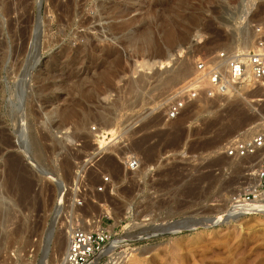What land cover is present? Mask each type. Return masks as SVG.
Instances as JSON below:
<instances>
[{"label": "rangeland", "instance_id": "374dc122", "mask_svg": "<svg viewBox=\"0 0 264 264\" xmlns=\"http://www.w3.org/2000/svg\"><path fill=\"white\" fill-rule=\"evenodd\" d=\"M260 25L264 0H44L41 12L0 0V264H50L54 238L77 226L106 229L110 244L137 237L103 264H264L263 211L219 221L258 183V156L224 146L260 128L262 90L202 95L168 118L197 58L254 42ZM191 218L221 224L146 237Z\"/></svg>", "mask_w": 264, "mask_h": 264}, {"label": "built area", "instance_id": "2783aa9c", "mask_svg": "<svg viewBox=\"0 0 264 264\" xmlns=\"http://www.w3.org/2000/svg\"><path fill=\"white\" fill-rule=\"evenodd\" d=\"M194 71L193 76L179 86L178 92L169 104L170 120L181 115L190 99L202 95L215 99L239 92L242 88L261 89L263 96L260 102L264 103V25L256 28L254 42L249 48L218 51L210 58L206 55L199 56ZM262 118L260 128L255 133L232 138L225 144L224 154L227 157L247 159L264 150V116ZM128 164L129 170H136L140 166V161L137 157L131 156ZM254 166L259 184L249 187L235 198L231 209L255 206L264 202V159H256ZM108 180L109 178L105 179ZM99 189H104V186ZM110 237L111 234L104 228L97 230H87L80 226L73 228L61 264H90L100 255L101 258L95 264H103V252L110 244ZM112 258L114 259V256ZM117 262L119 261L116 260L115 263Z\"/></svg>", "mask_w": 264, "mask_h": 264}, {"label": "bare ground", "instance_id": "6f19581e", "mask_svg": "<svg viewBox=\"0 0 264 264\" xmlns=\"http://www.w3.org/2000/svg\"><path fill=\"white\" fill-rule=\"evenodd\" d=\"M240 12H241V14H240V16H239V19L241 18V19H243V18H245V14H242L243 13V10H239ZM250 26V25H249ZM144 30V29H143ZM248 30V29H247ZM251 35H247L246 37H245V39H244V41L243 42H241V43H239V44H233V46L231 47V50L230 51H234V50H236V49H246V48H249L250 47V45L253 43V39H252V37H250ZM157 40V39H156ZM243 46V47H239V46ZM175 53V52H174ZM171 53L170 55H169V57H167L166 59H163V60H159V61H157V60H154V63H159V64H164V63H170V61L171 60H173V58L174 57H176L175 59H177V54L178 55H181V53H182V48L180 49V50H177V54L175 53ZM153 64V63H152ZM161 71V69H156V73L158 74V75H162V72H160ZM164 71V70H163ZM167 71V70H166ZM185 69L184 70H182V68L180 67V69H179V71L177 70V72H176V77H178L177 78V81L176 82H174V83H178L180 80H182V79H184L185 78ZM194 73H195V71H194ZM154 74V73H153ZM144 79H145V76L143 77ZM170 78V77H169ZM159 79V78H158ZM173 79V78H172ZM146 80V79H145ZM164 80V79H163ZM175 80V79H174ZM143 82V81H142ZM146 82V81H145ZM173 82V81H172ZM161 83V82H160ZM159 83V84H160ZM173 83V84H174ZM144 84V83H143ZM162 84H163V81H162ZM165 84V86L167 85V86H170V84H172L171 83V81H167V82H165L164 83ZM169 84V85H168ZM140 85V84H139ZM173 86V85H172ZM263 119V118H262ZM111 123V122H110ZM108 125V124H107ZM257 125H260V124H257ZM255 126V125H254ZM251 128V127H250ZM247 129L246 131H245V134H247V133H250V131H254V128L255 127H253V128H251V129ZM244 134V135H245ZM241 135H243V133H241V134H238V135H236V137H238V136H241ZM258 156V160H261V159H264V150L263 151H260V153H258L257 155H256V157ZM254 174H255V172H254ZM254 177H256V179H257V181H258V183H256V185H254L255 183H253L252 185L250 184L246 189H248L249 187H251V186H257L258 184H259V179L257 178V176H255V175H253ZM255 179V180H256ZM256 182V181H255ZM29 190L30 189H28V191H26L25 192V194L27 195V194H29L28 192H29ZM63 191V190H62ZM60 205V204H59ZM74 206V205H73ZM60 207V206H59ZM90 207H91V205H90ZM106 210V209H105ZM108 210V209H107ZM106 210V211H107ZM109 211V210H108ZM249 211H263L264 212V202H262V203H260V204H258V205H255V206H239V207H236L235 209H233V210H231L228 214H226L223 218H221V219H219V221L221 220V221H224V222H230L231 221V219H234V218H236V217H239L242 213H247V212H249ZM105 214V213H104ZM106 214H108V213H106ZM209 219H213V220H215V221H217V219H215V218H209ZM76 222V221H75ZM89 222V221H88ZM98 222L99 223H101V220H98ZM91 223V222H90ZM186 224H190V222L189 223H186ZM89 225V224H88ZM75 228V227H74ZM84 229H87V230H97V229H91V228H89V227H83ZM177 228V227H176ZM99 229H102V227L101 228H99ZM70 235H71V232L68 234V244H69V238H70ZM56 237V236H55ZM134 238H137V237H134V236H126V237H122V238H117L116 240H114L106 249H105V251L103 252V254H107V253H109V252H113L119 245H121V244H124V243H129V242H132L133 241V239ZM66 239V236L64 235V234H61V235H59L58 237H57V239L56 238H54V242L55 243H53L54 245H55V248L56 249H54V252H53V254H51V257L52 258H50V261H49V263L50 264H61L62 263V261H63V258H64V256L63 257H61L60 255H61V251H62V247H63V245L65 244V241L67 240H65ZM60 246V248H58ZM66 251H67V249H66ZM66 251H65V254H66ZM101 256L102 255H100V256H97V258L93 261V262H91L90 264H95L96 262H98L99 261V259L101 258ZM127 263V262H126Z\"/></svg>", "mask_w": 264, "mask_h": 264}, {"label": "water", "instance_id": "95a60500", "mask_svg": "<svg viewBox=\"0 0 264 264\" xmlns=\"http://www.w3.org/2000/svg\"><path fill=\"white\" fill-rule=\"evenodd\" d=\"M44 0H39V11L41 12V8H42V4H43ZM240 13V11L238 10L237 12L234 11H228L227 15L225 17V21L228 23H233V21L238 17V14ZM41 42V29L38 27L36 30V34H35V38H34V44L36 46H39ZM39 48V47H38ZM177 48L175 47L174 49L171 50H164V52L161 54V58L160 60L166 59L167 57H169V55L171 53L176 52ZM242 215V214H241ZM190 221L189 225H186V223H188ZM218 224H221L213 219H208V218H202V219H187V221L181 220V221H177L173 226L167 228L166 230H163L160 233H156V234H152V235H147L146 237H153L154 235H159V234H167L172 232V227H179V228H184V229H194L196 227H210V226H216ZM146 237H140L141 238H146Z\"/></svg>", "mask_w": 264, "mask_h": 264}]
</instances>
